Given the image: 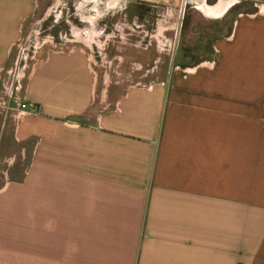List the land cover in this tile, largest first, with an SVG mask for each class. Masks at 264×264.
Here are the masks:
<instances>
[{
  "label": "crops",
  "instance_id": "crops-1",
  "mask_svg": "<svg viewBox=\"0 0 264 264\" xmlns=\"http://www.w3.org/2000/svg\"><path fill=\"white\" fill-rule=\"evenodd\" d=\"M37 2L0 0V67ZM101 83L78 46L30 69L0 264H264V4L196 61Z\"/></svg>",
  "mask_w": 264,
  "mask_h": 264
},
{
  "label": "rangeland",
  "instance_id": "rangeland-1",
  "mask_svg": "<svg viewBox=\"0 0 264 264\" xmlns=\"http://www.w3.org/2000/svg\"><path fill=\"white\" fill-rule=\"evenodd\" d=\"M219 1L38 0L2 66L13 69L10 80L24 75V88L30 69L44 53L78 46L90 53L103 85L111 80L134 84L155 79L176 62L206 55L212 41L231 30L235 14L264 4V0H233L220 15L205 11V6ZM5 110L0 111V186L12 179V169L21 175L31 155V147L13 146L16 121Z\"/></svg>",
  "mask_w": 264,
  "mask_h": 264
},
{
  "label": "built area",
  "instance_id": "built-area-1",
  "mask_svg": "<svg viewBox=\"0 0 264 264\" xmlns=\"http://www.w3.org/2000/svg\"><path fill=\"white\" fill-rule=\"evenodd\" d=\"M64 47H60L59 50L64 51ZM13 72L11 67L0 68V111L6 109V114L11 112L15 120L20 118L24 112L35 110L36 104L25 101L21 94L22 80L24 75H20L16 79L10 80V76ZM15 103H14V102Z\"/></svg>",
  "mask_w": 264,
  "mask_h": 264
},
{
  "label": "bare ground",
  "instance_id": "bare-ground-1",
  "mask_svg": "<svg viewBox=\"0 0 264 264\" xmlns=\"http://www.w3.org/2000/svg\"><path fill=\"white\" fill-rule=\"evenodd\" d=\"M92 3V2H91ZM233 4V0H222L221 7L218 9L220 13L214 15H220L224 13L231 5ZM87 6V5H86ZM208 11V10H207ZM210 12V11H209ZM227 13V12H226ZM108 17V16H107ZM219 17V16H218ZM222 17V16H221ZM104 19V18H103ZM95 22V21H93ZM90 23V22H89Z\"/></svg>",
  "mask_w": 264,
  "mask_h": 264
},
{
  "label": "flooded vegetation",
  "instance_id": "flooded-vegetation-1",
  "mask_svg": "<svg viewBox=\"0 0 264 264\" xmlns=\"http://www.w3.org/2000/svg\"><path fill=\"white\" fill-rule=\"evenodd\" d=\"M221 2H222V0H220L218 3H216L215 6H211V7H207V6H205V11H206L207 13L211 14V15H214V14H218V13H220V12L218 11V9L221 7ZM207 10H208V11H207ZM209 11H210V12H209Z\"/></svg>",
  "mask_w": 264,
  "mask_h": 264
}]
</instances>
